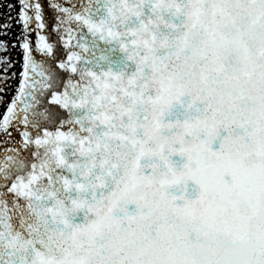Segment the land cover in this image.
I'll use <instances>...</instances> for the list:
<instances>
[{
    "label": "snow or ice",
    "instance_id": "snow-or-ice-1",
    "mask_svg": "<svg viewBox=\"0 0 264 264\" xmlns=\"http://www.w3.org/2000/svg\"><path fill=\"white\" fill-rule=\"evenodd\" d=\"M0 7V264H264V0Z\"/></svg>",
    "mask_w": 264,
    "mask_h": 264
},
{
    "label": "flooded vegetation",
    "instance_id": "flooded-vegetation-1",
    "mask_svg": "<svg viewBox=\"0 0 264 264\" xmlns=\"http://www.w3.org/2000/svg\"><path fill=\"white\" fill-rule=\"evenodd\" d=\"M8 2H9V0H0V4H5L6 5ZM8 14H9V9L7 7H0V22H3L4 19H6ZM12 14L13 15L15 14L14 11L12 12ZM19 29H20V25L15 24L13 22L12 23V28H11L10 33H9V37H7V38L14 39V35L18 34ZM14 32H15V34H14ZM33 38H35V37H33ZM11 57L16 62L14 67H13V69L11 71L19 72V70L21 68V63H22V56H21V50H20L18 45H17L16 48L12 49ZM17 81H18V77H15V78H12L11 80L8 81V85L7 84L5 85V87L7 88L6 93H4L6 100L11 99V97L13 95H15V89H16V86H17ZM4 107H3L2 111L4 110ZM2 111H0V112H2Z\"/></svg>",
    "mask_w": 264,
    "mask_h": 264
},
{
    "label": "rangeland",
    "instance_id": "rangeland-1",
    "mask_svg": "<svg viewBox=\"0 0 264 264\" xmlns=\"http://www.w3.org/2000/svg\"><path fill=\"white\" fill-rule=\"evenodd\" d=\"M14 34H15V32H14ZM14 38H15V35H14ZM7 85H8V82H7ZM9 101H10V99H9ZM4 106H5V104L0 103V111H2V109H3Z\"/></svg>",
    "mask_w": 264,
    "mask_h": 264
}]
</instances>
